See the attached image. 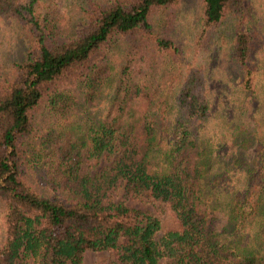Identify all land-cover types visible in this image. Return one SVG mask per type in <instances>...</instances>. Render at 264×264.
I'll use <instances>...</instances> for the list:
<instances>
[{
	"label": "trees",
	"instance_id": "obj_1",
	"mask_svg": "<svg viewBox=\"0 0 264 264\" xmlns=\"http://www.w3.org/2000/svg\"><path fill=\"white\" fill-rule=\"evenodd\" d=\"M180 1L0 0L27 42L9 76L0 66V264H82L88 249L106 264H264V12L202 0L185 58ZM223 40L232 104L215 135L203 58L220 68ZM143 195L178 227L125 199Z\"/></svg>",
	"mask_w": 264,
	"mask_h": 264
},
{
	"label": "rangeland",
	"instance_id": "obj_2",
	"mask_svg": "<svg viewBox=\"0 0 264 264\" xmlns=\"http://www.w3.org/2000/svg\"><path fill=\"white\" fill-rule=\"evenodd\" d=\"M255 8L260 12H264V0H253ZM202 9V0H181L178 4V7L175 9L173 13V31L174 38L177 46H179L182 55L185 58L190 57L193 54L194 41L197 36V30L199 29V17ZM230 27L229 22H226L223 25L224 32H227ZM27 46V42L24 39V36L21 32V28L17 24V22L9 17L0 18V66L1 72L3 76H9L12 72L13 63L15 61H19L23 58L25 53V48ZM210 48V46H209ZM208 48V49H209ZM262 48H255V60L257 61L258 66L260 67V75L258 78L259 88H260V98L264 99V60L261 59V54H264V50ZM206 49V48H205ZM262 49V51H261ZM208 50H205V52ZM204 55V53H203ZM214 56V53L210 55V51L206 54L203 61L207 65L208 74L211 81V91H212V99L213 110L212 117L210 122V128L212 134H221L223 130L226 129L227 123L225 122L224 114L226 111H229L231 101L232 91L230 86L225 85L223 75L226 73L228 63L224 61L226 60L225 54V44L224 40L221 42L219 49V58L216 60L220 64V68L216 70L212 68V64L210 63V58ZM211 66V72H210ZM222 77V79H219ZM225 85V86H224ZM264 119V116H262ZM264 121V120H263ZM228 139V135L224 136ZM225 149V148H224ZM251 151L246 150L238 154V159H240V163L243 164L246 160L249 159ZM251 157V156H250ZM246 158V159H245ZM229 162H232L229 161ZM104 162H85L83 163V168L86 170H90L94 172L98 170ZM241 166V165H240ZM237 171H240L239 168L233 166L228 172V176L235 175ZM122 189L117 190L112 193L115 199L122 197ZM126 202L133 207L140 208L142 210H146L153 215L157 216L160 219L161 230H165L168 228H176L179 225V222L173 212L167 207L165 203L162 201L150 197L148 195L143 196H128L125 197ZM0 231H1V220H0ZM160 231L159 234L162 232ZM111 252L109 250H86L84 252L82 264H106L111 258ZM160 264H170L169 259L163 257L161 259Z\"/></svg>",
	"mask_w": 264,
	"mask_h": 264
}]
</instances>
